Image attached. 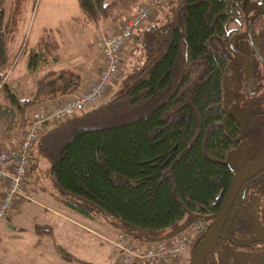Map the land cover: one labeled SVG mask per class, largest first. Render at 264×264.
<instances>
[{"label": "trees", "instance_id": "obj_1", "mask_svg": "<svg viewBox=\"0 0 264 264\" xmlns=\"http://www.w3.org/2000/svg\"><path fill=\"white\" fill-rule=\"evenodd\" d=\"M137 1L76 0L79 12L72 18L83 25L116 22ZM248 4L176 0L164 20L139 30L118 90L40 136L31 171L43 158L66 205L89 217L104 211L138 240L172 236L183 223L213 218L233 176L227 156L244 134L241 120L227 109L225 75L231 39L253 19ZM36 5L0 0V141L17 138L34 105L80 82L63 67L37 74L32 94L7 80L23 52L30 71L60 59L50 32L27 39L23 27ZM260 124L248 132L257 137ZM34 230L51 234L46 223L36 222ZM54 248L69 262L89 264L57 242Z\"/></svg>", "mask_w": 264, "mask_h": 264}, {"label": "rangeland", "instance_id": "obj_2", "mask_svg": "<svg viewBox=\"0 0 264 264\" xmlns=\"http://www.w3.org/2000/svg\"><path fill=\"white\" fill-rule=\"evenodd\" d=\"M141 1L138 0L136 5ZM248 1V14H250L258 0ZM168 11L169 9L158 11V14L161 13L156 19L164 20V13ZM78 12L76 0H37L36 7L29 11L23 27L29 43L35 42L38 36L50 32L57 41V51L60 59L59 62L49 61L47 65L49 68L47 69L58 70L63 67L73 73L74 79L80 78L81 70L87 69L86 72L89 74L91 72L93 74L97 70L99 57L93 47L95 36L100 35L101 31H105L112 26V24H109L112 21L108 19L101 20L102 22L99 21L100 23L98 22L95 25H83L72 18V15ZM148 23L150 22H147L145 26ZM237 41L240 44L244 43V40L241 39ZM130 42L133 44L134 39L128 43ZM128 58L129 54L126 52L120 73L110 87L109 93L111 96L120 87L123 75L128 69L126 62ZM24 61L25 52L19 55L7 80L19 87H24V90L28 89L27 92L31 93V83L24 81V79L26 78L27 81L32 79L33 72H28ZM230 71L232 70L230 69L227 72L229 77ZM75 74H77V77ZM225 92L228 109L242 117L246 113V109L243 108L240 102H237V98L234 96L235 89L226 85ZM240 94L243 98H246L242 91H240ZM38 106L34 105L30 108L28 114ZM56 122L58 120L51 121L49 127ZM7 140L9 139L0 142H6ZM234 151L229 152L228 162H232ZM46 168L47 165L44 159L37 158V163L30 172L29 181L26 182L24 189L26 195L31 198L26 199L24 196H19L9 215L0 218V264H74L64 260L52 248V238L49 235L43 234L42 239L36 241L40 235L35 232L33 223L36 221L53 222V219H55L45 207L38 206L33 199V197L39 198L47 203L51 202L50 199H54L56 195ZM212 219L214 218L211 215H206L205 221L209 222L211 220L212 223ZM83 220L85 221V229L77 225H71L67 235H63L57 232L58 229H54V239L66 246L76 257L89 261V264H116L118 254L113 251L109 239L115 237L118 231L123 230L121 220L104 211H95L93 216H85ZM104 234L106 236H103ZM112 234L115 235L112 236ZM153 237L161 236L158 233ZM188 252L189 250H187L186 256L189 255Z\"/></svg>", "mask_w": 264, "mask_h": 264}, {"label": "built area", "instance_id": "obj_3", "mask_svg": "<svg viewBox=\"0 0 264 264\" xmlns=\"http://www.w3.org/2000/svg\"><path fill=\"white\" fill-rule=\"evenodd\" d=\"M174 3L175 0H142L132 13L121 17L118 28L95 37L94 45L101 55L96 78L78 90L35 107L17 138L9 143L0 142V218L9 215L19 196H25L35 147L40 136L49 128V122L74 117L105 101L122 68L125 44L135 39L139 30L151 22L158 11L169 9ZM203 233L204 220L198 218L165 238L138 240L121 230L109 242L118 254L116 264H187V250Z\"/></svg>", "mask_w": 264, "mask_h": 264}, {"label": "flooded vegetation", "instance_id": "obj_4", "mask_svg": "<svg viewBox=\"0 0 264 264\" xmlns=\"http://www.w3.org/2000/svg\"><path fill=\"white\" fill-rule=\"evenodd\" d=\"M247 15L253 19H249L240 34L233 38V59L225 75V86L235 89L237 102L246 109L241 117L227 107L241 120L244 129L243 138L237 150H233L232 162H229L233 173L264 147V0H258L250 14L247 8ZM240 39L244 40V45L237 41ZM230 69L229 77L227 72ZM260 121L262 132H257L256 137L247 129ZM209 222L211 224V220ZM209 222L204 221V232ZM202 240L201 236L190 246L187 264ZM203 264H264V161L250 169L239 185L221 233Z\"/></svg>", "mask_w": 264, "mask_h": 264}, {"label": "crops", "instance_id": "obj_5", "mask_svg": "<svg viewBox=\"0 0 264 264\" xmlns=\"http://www.w3.org/2000/svg\"><path fill=\"white\" fill-rule=\"evenodd\" d=\"M160 13L161 12H159V14L157 13V15L153 18V20L152 21H154L156 18H158L159 16H160ZM121 19L122 18H120V19H118L116 22H109V24H112V26L111 27H109L107 30H105V31H101V33H100V35L101 34H103V33H106V32H108L109 30H112V29H114V28H118L119 26H120V21H121ZM100 22H102V21H100ZM99 22V23H100ZM95 37H97V35L95 36ZM131 45V46H130ZM94 48H95V45L93 46ZM131 47H132V42H130V43H127L126 44V46L123 48V51H122V56H123V59H125V53L127 52L128 54L130 53V49H131ZM95 51H96V53H97V55H98V57H99V61H98V68H97V70H95V72L92 74V72L89 74V73H87L86 71H87V69H84V70H81V73H80V78H78L79 79V85H78V87L77 88H75V90H78L81 86H83V85H86L87 83H89L90 81H92L93 79H95L96 78V76L98 75V71H99V64H100V59H101V55L97 52V50H96V48H95ZM126 61V60H125ZM25 62L26 61H24V64H25ZM57 62H59V60L57 61ZM49 63V62H48ZM48 63L47 64H44V65H40V66H38L35 70H33L32 72V79H30V80H26V78L24 79V81H26V82H29V83H31V86H32V84H33V78L37 75V74H41L42 72H44V71H46V70H50V69H47V68H49V67H47V65H48ZM25 67H26V65H25ZM27 69V68H26ZM28 70V72H30V70L29 69H27ZM29 74H31V73H29ZM19 82H20V80H18ZM30 86V87H31ZM29 87V88H30ZM31 93L30 94H32L33 93V91H34V89L31 87ZM68 93H70V92H67V93H63V94H68ZM63 94H61V95H63ZM109 95L108 96H106V98L108 99L111 95H110V93H108ZM60 96V95H59ZM59 96H57V97H59ZM57 97H55V98H57ZM53 99H51V100H45L44 102H41L40 104L42 105V104H45V103H47V102H50V101H52ZM39 104V105H40ZM38 105V104H37ZM51 122V121H50ZM50 122H49V124H50ZM10 141H12V139H9V140H7L5 143H9ZM46 165H47V172H48V164L46 163ZM48 175H49V173H48ZM50 177V176H49ZM29 181V180H28ZM52 187H53V190L55 191V197H54V199L53 198H51L50 200H51V202H47V203H45L43 200H41V199H39V198H34L33 197V199H34V202L38 205V206H40V207H45L54 217H55V219H53V222H47V221H44V222H40V223H46V224H48V225H50L51 226V234H46V235H49L51 238H52V248H54V242H57L54 238V229L56 230V229H58V231L57 232H60V233H62L63 235L65 234V235H67V231H68V229H69V227H71V225H77V226H80V227H82V228H84L85 229V221L83 220V217L85 218V215H83V214H81V213H79L77 210H75V209H73V208H71V207H69L68 205H66L64 202H63V200H62V196L61 195H59V193H58V191L55 189V187L52 185ZM24 198H28V199H30L31 197H28L27 195H26V193H25V196H24ZM25 205V204H24ZM45 205V206H44ZM36 222H38V221H36ZM36 222H34L33 223V228H34V224L36 223ZM95 231V230H94ZM107 233V232H106ZM38 235H40L37 239H36V241H40L41 239H42V236H43V234H38ZM115 234H112V236H114ZM103 236H106L105 234L103 235ZM108 236H111V235H108ZM57 243H59V244H61L62 246H64L61 242H57ZM66 249H68L66 246H64ZM55 249V248H54ZM69 250V249H68ZM70 251V250H69ZM65 260V259H64ZM67 261V260H66ZM140 264H145V263H140Z\"/></svg>", "mask_w": 264, "mask_h": 264}, {"label": "water", "instance_id": "obj_6", "mask_svg": "<svg viewBox=\"0 0 264 264\" xmlns=\"http://www.w3.org/2000/svg\"><path fill=\"white\" fill-rule=\"evenodd\" d=\"M262 29H263V34H264V22H263ZM247 31L249 33V25L247 26ZM232 42H233V39H231V45H232ZM261 161H264V147L258 153H256L248 162H246L244 165H242L238 169H235L233 176L231 178V181L223 194L222 200L215 214V217L212 223L210 224L206 234L204 235L201 245L199 246L197 251L194 253V255L191 257L189 264H203L205 257L212 250V248L214 247L221 233L226 213L228 211L231 201L233 200L237 192L239 185L243 181L247 172ZM189 222L190 221L180 225L177 229L173 231V233L176 234L177 232L182 230ZM171 234H167L162 237H153V238H150L149 240H156L157 238H164Z\"/></svg>", "mask_w": 264, "mask_h": 264}]
</instances>
